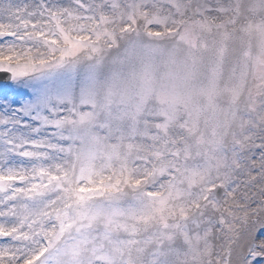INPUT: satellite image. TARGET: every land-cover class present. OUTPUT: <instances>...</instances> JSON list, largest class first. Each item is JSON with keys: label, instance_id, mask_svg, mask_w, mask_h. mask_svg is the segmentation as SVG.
Returning a JSON list of instances; mask_svg holds the SVG:
<instances>
[{"label": "snow or ice", "instance_id": "1", "mask_svg": "<svg viewBox=\"0 0 264 264\" xmlns=\"http://www.w3.org/2000/svg\"><path fill=\"white\" fill-rule=\"evenodd\" d=\"M0 264H264V0H0Z\"/></svg>", "mask_w": 264, "mask_h": 264}]
</instances>
